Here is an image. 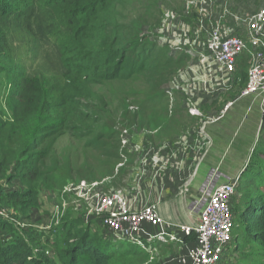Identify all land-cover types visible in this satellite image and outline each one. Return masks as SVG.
Instances as JSON below:
<instances>
[{"label":"trees","instance_id":"1","mask_svg":"<svg viewBox=\"0 0 264 264\" xmlns=\"http://www.w3.org/2000/svg\"><path fill=\"white\" fill-rule=\"evenodd\" d=\"M163 1L0 0V94L10 110L9 116L0 113V207L30 223L45 200L40 193L112 174L122 160L118 124L146 120L129 107L145 111L162 104L161 88L190 58L167 56L146 42L143 29L160 24L150 10ZM126 82H140L149 92L141 97L153 96L129 105L96 90ZM246 82L244 76L229 87L242 90ZM176 113L169 121L178 119L181 129L182 120L191 119ZM146 125L176 136L175 124L169 131ZM256 146L264 157V141ZM83 155L90 156L79 163ZM88 160L93 165L83 163ZM235 191L232 240L223 264H230L231 253L238 259L234 264H264V160L245 167ZM95 223L67 214L53 228L26 226L17 233L0 219V231L10 235L0 241V264H124L134 246L118 248L98 235ZM180 242L194 244L195 235L167 248Z\"/></svg>","mask_w":264,"mask_h":264},{"label":"rangeland","instance_id":"2","mask_svg":"<svg viewBox=\"0 0 264 264\" xmlns=\"http://www.w3.org/2000/svg\"><path fill=\"white\" fill-rule=\"evenodd\" d=\"M163 2H165L164 5L156 6V8L150 10L153 16L152 21L158 20L160 21V24H158L155 28H149L152 26L149 25V27L146 26L143 29L146 42L150 45H154L161 52H167V56L179 57L182 54H187L190 55V58L187 61L186 67L181 70L177 76L170 78L171 80L161 88V94L164 99H162V104H157L158 106L150 104L145 111L139 109L137 110V106H135L136 108L133 107L131 105V101L137 102L139 105L141 104V99H147L148 97L153 96L148 95L145 98L141 97L142 94H149V92H146L140 82L113 83L106 85L104 89L97 88L96 90L99 92L101 91V93L103 92L110 98L127 99L128 104L131 105L129 107V111L131 113L137 114V116H140V119L145 116L146 120L143 125L141 123L136 125V122H132V124H130L128 121V124H118L116 128L118 137L122 131L126 130L129 134V137L127 138V141L129 142L132 139L133 131L135 134V129L148 132L149 128L145 127L147 126L146 124L148 121L152 126L156 128H162L161 126H163V128H166L168 131L169 127L171 129L174 127V125L171 126V124H175L174 133L178 136L180 132V128L177 125L178 119H176L175 123H173L174 121H169L176 118V112L178 111L183 114L184 112H188L189 109L195 107L200 109L203 113L224 112L222 114L223 117L219 119L215 125H212L209 128L210 130L213 128L223 130V133L217 142V152L219 153V158L215 167L219 164L217 166V172L222 175L220 176L218 185L227 183L231 180L228 181L226 178H229L231 175H233L234 178H238V176H240L244 171L245 167L254 161L256 162V159L259 161L264 160L263 156L260 157L257 154V151L260 148L256 146L261 139L264 141V124L261 122L263 116L260 112L259 104L257 105V102H259L258 97L249 96L251 104L255 103L254 105H256L257 109L247 111V105L246 103H242L243 101H240L241 99L237 100L235 103L233 102L235 97H241L245 87L242 90L240 88H236L237 93H235L227 85L228 83L226 80H224L242 79L244 76L247 77V70L250 65L248 55L243 54L236 61L231 74H220L218 69L213 66L210 67V72L208 73L203 71L202 65L200 64V60L202 58L201 48L206 41L205 33L212 25H214L215 21L224 20L228 22L239 15H252L264 7V0H164ZM200 76L204 77V80L207 81L205 86L201 84L199 78ZM189 79H192V82L187 81ZM191 84H193L192 88L188 86ZM226 86L228 87L226 88ZM190 91L192 92L189 94ZM133 95L135 96L133 97ZM170 95H172V99H170ZM209 98H211V100L204 103L206 106L204 108L202 104ZM228 103L234 104H231V106L226 107L225 109V106ZM6 106L5 100L2 97V94H0V113L2 112L3 115L9 116L10 110ZM179 125H181V128L185 126L182 129L194 131L193 129L195 128L196 123L193 119H183L182 123ZM225 130L229 132H225ZM153 131L155 130H152L151 132ZM199 134L203 135V129L200 130ZM206 134L207 136H211V133L208 132V130ZM218 135L219 134H216V138ZM144 137H146V135ZM151 137H153L152 140L154 142L171 139L169 136L162 135L161 132L157 135L156 133L152 134ZM199 138L200 136L197 137V139L196 137L194 138L196 141L192 142L193 147L199 146L198 148H200V146H202V141ZM134 139L137 140V138ZM213 140L216 141L215 138H213ZM175 141L176 140L173 139L172 142ZM63 143L64 141H61L59 144L63 145ZM138 143L142 145L145 144L146 141L138 139ZM123 149L122 155H125L126 157H124L122 165L120 164L121 166L116 165L112 174L110 173L108 176H104L101 179L93 178L85 180L86 185L99 183L95 188L96 190L103 189L105 191H109L111 188H115L120 189L125 193H133V190L138 186L139 182L141 193L139 197H136L135 199L131 196V201L135 204V206L139 201H145V203L152 204L150 202L153 200L149 199L148 192L146 193V164L141 162L138 163L137 159L138 154L143 156L146 151L136 152L133 147H131L130 143H128ZM202 152L203 151H201L200 154ZM89 156L90 155H83L80 158L79 163H81L82 160L87 159ZM71 157L75 162L76 159L73 154ZM207 162L211 161L207 160ZM83 163L93 165L91 160ZM160 164L164 165L165 163L160 162ZM203 164L201 166V170L204 167ZM186 166L187 171H189L190 165L188 166L187 164ZM248 177L250 176L248 175ZM136 179H139V181ZM77 183H79V181L76 179L64 182L62 189L59 190L58 193H52L53 196H51L52 194L50 193L54 192V190L40 193L39 198L45 197V200L41 199L39 210L32 212V222L30 223L24 222L15 212L12 213L0 207L8 216L6 222L12 225L16 232L19 233L22 228L26 226L42 227L45 229L53 228V226L60 223L62 218L67 214H70V216L73 215L77 218L78 213L74 212L72 208H70L73 206L74 197L69 199V195L62 194L64 187L76 185ZM217 183L214 182L211 184L212 187L209 192L210 195ZM15 187H17V183H15ZM155 190L156 192H159V189ZM158 192L155 196L160 194ZM203 193L204 192L201 190L196 193L194 191H189L188 193L187 191H184L181 197L176 196V198L170 199L167 202H163L162 199L159 198V200H157L158 203L155 204H159L158 210L162 219L173 221L168 218H174L176 219V222H180L181 220L182 222H186L189 226H196L199 223L200 212L208 199L207 196L204 198L199 197V195ZM161 195L162 198H165L166 196L164 193ZM60 196L64 197L65 200L63 201H65L66 204V207L62 209L61 207L56 208L57 206H60L58 204L59 201H61ZM128 197H130L129 194ZM166 198L168 197L166 196ZM236 198L237 196L235 191L232 200V207L234 206ZM79 207L80 208L78 210L79 213H81L83 207L80 205ZM174 207L177 208V210H175ZM174 213H176V215H174ZM94 221L96 222L95 224L97 227L95 230H97L98 235L107 236L109 238L108 232L104 228L102 220L99 217H96ZM144 232L147 236H154L161 231L158 230L154 232L145 229ZM9 239V234L0 231V241H6ZM112 240L114 245H118V248H122V250H124L127 246H134L132 248L134 253L127 254L125 256L124 264H167V262L174 257L178 251L177 248L168 249L167 244L157 245L156 240L149 242L148 238L144 241L136 239L134 244L131 242L127 243L126 241L118 242L116 239ZM231 255L230 264H234L238 259L237 257H233L234 255L232 253ZM48 256H52V251H49Z\"/></svg>","mask_w":264,"mask_h":264},{"label":"built area","instance_id":"3","mask_svg":"<svg viewBox=\"0 0 264 264\" xmlns=\"http://www.w3.org/2000/svg\"><path fill=\"white\" fill-rule=\"evenodd\" d=\"M205 37L206 41L201 48L202 58L200 60L204 72L209 73L210 67L213 66L218 69L220 74H231L236 61L243 54L248 55L250 65L247 70V82L241 97H258L260 112L264 114V7L252 15H239L228 22L224 20L215 21L214 25L205 33ZM199 78L201 84L205 86L207 81L204 80V77L200 76ZM224 80L228 86L233 81L232 79ZM187 81L192 82V79ZM188 86L192 88L193 84ZM169 97L172 99V95ZM231 104L228 103L225 109ZM187 113L193 117H203L202 111L195 107L189 109ZM202 120L212 122L213 118ZM137 131L139 130L135 129V134L133 131L130 142L127 141L128 132L126 130L121 132L119 135L121 151L128 143L136 152L146 151L143 156L138 154L137 159L138 163L146 164L147 170L152 156L154 154L160 156L163 147L152 153L143 144L138 143V139L145 140L144 136L140 137ZM124 157L126 156L121 153L122 160L117 166L122 165ZM237 179L234 178L230 182L220 184L213 190L200 212L199 223L196 226L166 223L160 217L156 204L148 203L135 211L132 205H128V198L131 199V196L133 199L139 197L141 193L139 182L133 193H125L115 188H111L109 191L96 190L95 188L99 183L86 185L85 180H80L76 185L64 187L62 194L69 195V199L74 197L73 206L70 207L74 212H79V205L83 207L85 224L99 217L109 237L118 242L126 241L134 244L136 239L144 241L148 238L149 242L156 240L157 245L171 244L179 242L183 236L194 234L195 243L193 246L186 252L172 257L167 264H223L232 240L233 220L230 201L235 193ZM136 180L139 181V179ZM60 200L58 203L60 206L56 208H65L64 197L60 196ZM0 219H8L7 214L1 208ZM145 229L161 232L154 236H147L144 232Z\"/></svg>","mask_w":264,"mask_h":264},{"label":"crops","instance_id":"4","mask_svg":"<svg viewBox=\"0 0 264 264\" xmlns=\"http://www.w3.org/2000/svg\"><path fill=\"white\" fill-rule=\"evenodd\" d=\"M239 99H241L240 101H243L242 103H246L247 111L257 109L256 105H254L255 103L251 104V100L249 97L239 96L234 98L233 102L235 103ZM210 100L211 98L207 99V102H209ZM258 104L259 102H257V105ZM183 114H185V116L189 115V113L187 112H184ZM222 114L223 113L221 111L214 113L202 112V118L187 116L193 119L196 123L195 128L193 129L194 131H188L187 129L181 128L178 136H169L171 138L170 140L164 139L161 142H154L152 140L153 137H151L152 134H159V130H155L153 132H144L142 130L137 131L140 137L146 135V137H144L146 143L143 145L146 147V149L151 150L152 153H155L158 148L163 147L160 156H157L155 154L152 156L151 162L149 166H147L146 170V193L148 192L149 199L153 200L150 203H158L157 200H159V198H161L163 202H167L170 199L176 198V196L181 197L184 191H187V193L189 191H194L196 193L197 191L201 190L204 193L200 194L199 197L204 198L205 196H207L209 198V192L212 187L211 184L214 182H218L215 186L216 188L219 184L220 176H222L221 173L218 174L217 172V166L219 164L216 167L215 164L218 163L217 160L219 158V153L217 152V142L221 134L223 133L222 129L213 128L212 130H210L209 127L215 125L219 121V119L223 117ZM206 118H213V120L212 122H206L202 120ZM201 128L203 129V135L199 134ZM207 130L211 133V136H207ZM225 132L229 131L225 130ZM216 134H219L217 138ZM162 135L164 134L162 133ZM199 136V139L202 141V146H200V148H198L199 146L193 147L192 142L196 141L194 140V138L196 137L197 139V137ZM213 138H215L216 141H214ZM173 139H175L176 141L172 142ZM201 151L203 152L200 154ZM207 160H210L211 162H207ZM160 162H163L165 164H160ZM187 164L188 166L190 165L189 171H187ZM202 164L204 165V167L201 170ZM226 180H234V176L231 175L229 178H226ZM155 189H159V192H157L160 194L155 196V194L157 193ZM162 193L166 194L168 198H166V196L165 198H162ZM128 201V205H132L135 211L141 209L142 206L148 204L145 203V201H139L138 204L135 206V204L131 202L130 198H128ZM156 206L158 207L159 204H156ZM175 210H177V208H175ZM77 213V216L79 218H82L83 220L85 213L84 210H82V214L79 212ZM174 215H176V213H174ZM168 219L173 221H168L165 219L163 220L170 225H187L186 222H182L181 220L180 222H176V219L174 218ZM90 223L91 221L88 224ZM192 246L193 242L187 244L180 242V245H178L177 247V253H184L189 250Z\"/></svg>","mask_w":264,"mask_h":264},{"label":"snow or ice","instance_id":"5","mask_svg":"<svg viewBox=\"0 0 264 264\" xmlns=\"http://www.w3.org/2000/svg\"><path fill=\"white\" fill-rule=\"evenodd\" d=\"M254 27H255V25H254Z\"/></svg>","mask_w":264,"mask_h":264}]
</instances>
